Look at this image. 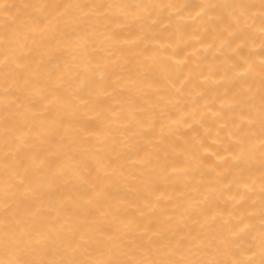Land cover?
Returning <instances> with one entry per match:
<instances>
[{"label":"bare ground","instance_id":"6f19581e","mask_svg":"<svg viewBox=\"0 0 264 264\" xmlns=\"http://www.w3.org/2000/svg\"><path fill=\"white\" fill-rule=\"evenodd\" d=\"M0 264H264V0H0Z\"/></svg>","mask_w":264,"mask_h":264}]
</instances>
